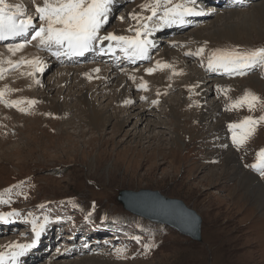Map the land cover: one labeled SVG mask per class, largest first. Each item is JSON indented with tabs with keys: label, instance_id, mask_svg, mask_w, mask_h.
<instances>
[{
	"label": "rangeland",
	"instance_id": "374dc122",
	"mask_svg": "<svg viewBox=\"0 0 264 264\" xmlns=\"http://www.w3.org/2000/svg\"><path fill=\"white\" fill-rule=\"evenodd\" d=\"M28 1L31 0H24ZM195 2L198 9L214 10L213 15L197 18L189 29L175 34L169 31V27L154 32L160 46L153 53L152 61L136 66H120L115 80L105 82L106 88L99 92L98 97L106 93V98L97 100L95 94L90 95L100 110L106 112L105 117L111 114L124 116L125 113L113 112L112 107L115 106H108L120 93L117 87L123 84L122 76L128 70L145 72L168 45L167 49L179 56L173 64L182 69V74L175 75L173 80L160 74L155 76L156 73L148 76L151 80L147 81L146 99H142L141 88L133 87L129 94L133 97L130 106L160 102V109H152L154 114L145 115L142 122H138L141 116H134L124 125L116 126L122 117L115 116L101 129L95 128L85 115L81 102V91H85L89 84L83 85L85 79L76 73H70L71 81L61 83L62 70L70 67L82 69L87 64L111 67L112 60L109 61V58H88L89 63L80 65L65 62L54 65L53 59L48 60L50 70L40 78L44 87L46 85L47 94L42 84L35 83L37 73L26 74L32 71L29 65L11 70L0 79V88L7 86L9 89L5 101H36L35 104L25 102L20 105L26 111L0 101V213L13 210L19 213L18 217H13L15 225L0 228V244L5 240L10 242L5 244V252L11 251L9 245L34 240L32 219L43 223L47 217L48 223L40 238L50 239V233L53 238L40 252L28 254L25 264H264V215L245 196L246 188L236 186L237 180H230L232 175L227 177L231 169L224 165L225 155L209 159L217 149L215 143L218 140L212 137L221 135L223 131V142L228 143V150L235 152L242 168L252 172L264 186V176L250 167L256 162L257 153L264 149V123L240 148L232 143L228 128L230 123L238 122L245 116L258 117L264 113L259 108L255 112H249L247 108L227 110L230 100L242 96L241 93L246 90L264 97V88L250 86L248 79L257 75L264 82V67H257L258 72L242 76L243 81L230 88L227 95L220 91V85L225 84L214 81L215 77L203 80V91L208 93L207 102L210 103L207 109L222 98L224 104L221 111L230 114L221 122L217 118L211 122L202 120L201 104H193L199 100V96L194 94V86L188 84L190 87H185L189 75L204 76L210 71L206 57L211 50L264 47V31L259 30L258 33L250 30L248 34L243 31L241 35L236 34L238 38L235 40H229L225 35V38L210 37L216 26L232 22L237 24L243 14L254 11L255 5L264 3V0H244L243 6L233 8L228 7L233 0H223L220 6L212 4L211 0ZM142 3L144 0H127L118 6L104 33L123 35L118 34L120 26H123L128 34L134 35L129 28H134L136 21L131 19L130 14L140 12L134 8ZM231 11H238L239 14L229 18ZM121 16L123 20L119 19ZM256 26L261 29L264 24L260 22ZM182 36L189 40L179 45L174 39ZM199 38L207 43L203 62L200 57L186 55L188 51L203 46ZM24 57L31 59L30 56ZM23 70L25 72H21ZM166 70L172 74L170 69ZM26 80H32L35 87ZM89 80L92 83L97 79ZM140 83L137 77L132 84ZM166 83H169V91L165 92V101L162 102V98H158L165 93L160 88H165ZM54 100L61 103L63 112L54 110ZM177 103L184 106L181 121L175 118L173 112H177L176 109L172 111ZM203 105L206 108L205 98ZM115 109L120 111L121 107ZM160 119L165 122L160 123ZM148 122L153 133L147 132ZM214 129L218 131L210 133ZM178 133L182 146L173 143L174 134ZM154 134L162 136L152 138ZM121 190L160 191L169 198L182 200L202 218V241L127 211L118 201ZM88 218L96 221L90 222ZM96 225L105 226L101 234H98L100 230H92ZM108 229L113 231L108 233ZM81 230H91L88 232L96 238L84 239L83 232L79 235L75 233ZM117 249L127 251L118 255Z\"/></svg>",
	"mask_w": 264,
	"mask_h": 264
},
{
	"label": "snow or ice",
	"instance_id": "6c2138e0",
	"mask_svg": "<svg viewBox=\"0 0 264 264\" xmlns=\"http://www.w3.org/2000/svg\"><path fill=\"white\" fill-rule=\"evenodd\" d=\"M117 0H42L35 3V15L27 14V8L21 3H10L9 0H0V41L10 38H22L20 42L8 43L7 51L11 55L4 59L0 57V79L11 70L18 69L23 65L32 68L27 75H35L43 72L42 61L39 57L31 59L21 57L13 60L12 55L22 52L33 41L44 50L55 49L54 55L60 56H83L89 51L115 54L117 51L124 58L135 63L136 60L150 59L149 49L154 42L149 37L156 31L171 27L172 25H186L191 21L189 17L200 15L195 0H144L140 5V12L130 14L131 19L136 21L134 28L129 31L134 35H116L113 32L101 34L102 29L109 23ZM149 13L144 15V13ZM119 19L123 20L121 16ZM105 42L107 45L105 46ZM99 45V47H97ZM206 45L195 51H188L186 55L205 59ZM207 67L210 71H223L229 75H245L247 71L256 67H264V47L254 49H242L239 47L215 48L206 57ZM5 64L7 67H5ZM170 69L173 75L182 74L177 72L172 64L157 61L155 67L147 68L149 74L157 70ZM94 71L99 72V69ZM135 80L136 77L132 76ZM39 83V80L36 81ZM138 88L147 90V81L141 78ZM8 87L0 88V101L8 103V106H16L20 111H26L20 107L23 103L35 104V100L5 101ZM225 95L227 90L220 89ZM146 99V97H142ZM132 101H125L131 103ZM157 103V101H153ZM247 108L249 112H255L257 108L264 113V97L246 90L245 93L231 99L227 110ZM264 123V114L254 117L248 115L238 122L228 125L231 131L232 143L240 148L244 146L255 134L259 125ZM250 167L256 169L264 176V149L257 153V160ZM8 203V201H4ZM16 210L0 213V221L8 222L13 217H18ZM35 239L30 243H15L9 245L11 251L0 252V264H20V258L34 248L39 241L42 232L48 223L47 217L43 223H38L35 218L31 221ZM126 249H117L118 255L125 253Z\"/></svg>",
	"mask_w": 264,
	"mask_h": 264
},
{
	"label": "bare ground",
	"instance_id": "6f19581e",
	"mask_svg": "<svg viewBox=\"0 0 264 264\" xmlns=\"http://www.w3.org/2000/svg\"><path fill=\"white\" fill-rule=\"evenodd\" d=\"M211 2L213 4H215V5H222L223 4V0H211ZM11 3H21V4H23V5L26 6V8H27V14H29V15H35V7H34V5H35V3H42V0H31V1H28V3L24 2V0H22L21 2H20V0H12ZM118 4H120L119 0H117V3L115 5V7H117ZM234 5H236V6L240 5V0H237V2H235ZM241 6H242V3H241ZM28 7H30V9H28ZM134 10H137V11L140 10L141 11V8L138 5V6H136L134 8ZM205 13H206L205 10L201 11V14L197 18H200L202 16H205V17L207 16L208 17L210 15V13L213 14V11H208V14H205ZM145 14H149V13L145 12ZM229 14H230V16H228V17L229 18H233V17H236V14H239V12L238 11H231ZM188 19H190V17ZM237 21H239V20H237ZM237 21H235V22H237ZM260 22H261V24H264V3H262V4H260V3L256 4L254 11L243 14V17H242L241 21L240 22H237V24H235L234 22H232V24H226V23H224L225 26H224L223 23H222L223 24L222 26L221 25L219 27L216 26V28L213 31L214 34L213 35L211 34L210 37H218L219 38L220 36L225 35L226 37H229V40H231L230 38H232V39L234 38L233 40H235V38H238L236 36V34L237 35H241L243 31H245V34H248V31H250V30L256 31V32L259 30V32H263L264 31V27H261V29H259L256 26ZM192 24H193V22L192 23L191 22L188 23L187 24V27L191 26ZM122 27L123 26H120V28L118 30V33L126 34L127 33V28H122ZM172 28L175 29V31H176V28H181V25H174V27H172ZM101 34H103V33L101 32ZM208 37H209V35H208ZM18 39H22V38L17 37V38L14 39V41L15 40H18ZM10 40H13V39L10 38L7 41H3V42L0 41V43H10ZM188 40H189V38H184V36L177 37L176 39H174V41L176 43H179V45L184 44V43H187ZM199 40H200L199 43H201V42L204 43L203 46H205V44H207L206 42L203 41V39L199 38ZM244 40H246V39H244ZM32 44H33V47L25 48L22 52L16 53L15 55H12L11 58L13 60H18V59H20L21 57H24V56H30V58H32L34 54H38L39 53V51H37V50H42V51L44 50V49H42V48H40L38 46V43L36 41H33ZM97 47H99V45ZM167 47H168V45H167ZM167 47L161 53H159L157 55L155 63L153 65H151L150 67H155L157 61L167 62L169 64H172L175 67V69L177 70V72H179L182 69L179 68L178 65L173 64L174 61H176L179 58V56L175 52L169 51L167 49ZM156 48H157V45L154 42V46L151 47L152 52ZM54 52L55 51H53L51 53V56L54 57V59L56 60L55 61L56 63H59V60H58L57 56L54 55ZM91 52L93 53L94 51H91ZM150 52L151 51H149V56L151 55ZM97 54L98 55H101V56L114 55V54H111V53H109V54L101 53L99 51H97ZM10 55L11 54L8 53L7 48L1 45L0 46V56L2 58H4V59H7ZM79 57L84 58L82 56H79ZM39 58H40V60L42 61V64H43L45 62L44 61L45 55L43 54ZM146 60H148V59H146ZM146 60H137L135 63H130V66L136 65L138 63H142V62H144ZM117 65L118 64H114V66L109 67V66H104L103 64H91V65L90 64H87V65H84L85 67H83L82 69H81V67H77V68L76 67H70V68H67L66 71L65 70L63 71L62 70V72L60 73V75H63V77H61V83L62 84L63 83L66 84L67 82L71 81L72 80V75L74 73L81 75L82 76L81 78L85 79V82H84L83 85L89 84V86H87V88H86L85 91H83V92L81 91V93H82V96H81L82 108H83V111L86 112L85 115L91 121V124H93L94 127L95 128H98V129H101L102 127H104L108 122H110V120L112 118H115V116L116 117H120V118L122 117L120 121L119 120L117 121L116 126H118L120 124L121 125H124L125 123L128 122V120H131V118L134 117V116H141L140 118H142L145 115L154 114V112L152 113V109L159 108V106H160V102L159 103L158 102L157 103L151 102V104H148V105H145L142 102V104H140L138 106L137 105L130 106L129 105L130 103H125V101H133V97L131 95H129V94H131L130 92L134 88H137L138 87V85H133L132 84L133 83V79H131L132 76H135L136 78L139 77L140 80H141V78H143L144 81L151 80V79H149L150 77H148V76H151V74H149L148 72H147L148 76H146L145 75L146 72H143V71L135 72V71H132V70H128L126 73H124V76H122L123 84L121 86L117 87V89L120 91L119 95L116 96V97H114L115 101L112 100L113 102L111 101L112 103L110 102L108 104L109 107H111V106H115V108L117 106L118 107H121V110L120 111H118V110H116L115 108L112 107L113 112H122V113H125V115L124 116H122V115L119 116V114H117V115L114 116V114H111V115H108V116L105 117L104 114L106 112H104L103 110H100V108L98 107L97 103H95V101H93V99L90 97V95L91 94H95L97 100H101L102 98H106V96H105L106 93L103 94V95H100L99 97H98V95H99V92H103V90L106 88L105 86H107V85H106L105 82L114 81L115 80L114 78H116V76H118V73H117L118 67H116ZM95 69H99V72L94 71ZM49 70H50V68L47 69L46 71H44V74L47 73ZM21 72H25V71L23 70ZM155 72H156L155 76L160 74L165 79L172 78L170 80H173L174 79V76H175L173 74H169V72H167V70H165V71H163V70L162 71L161 70H157ZM254 72H258V71H254ZM70 73H72L71 76H70ZM217 73L218 72L216 71L214 74H210V75H214V76L217 77L216 82H218V83L219 82L224 83L225 85H220V88L227 90V92L229 91L230 88L231 89L235 88L234 85H236L240 80H242V78H236V79L219 78V76L224 75V73H219V74H217ZM14 77H16V76H14ZM50 77L53 78V76H50ZM40 78L41 77L39 75L36 76V78H34L35 79V83H37L36 81L39 80V84H42V87H44V85L41 82V79ZM90 78H96L97 80L95 82H92L91 83V81L89 80ZM205 79H207L206 74L204 76H203V74H199V75L192 74V75H189V79H187V82L188 83L185 85V87H190L189 85L194 86V88H195L194 94H197L199 96V100L194 101L193 104H196L197 102L201 104V112H203V113L200 115V118L202 120H204V121H207V120L209 121L210 120V122H211V121H213V120H215L217 118L218 119V122H221L222 121V118L229 117L230 114L221 111V107L224 104L222 102V100H223L222 98L219 99V100H217L216 102H214L212 104V106L209 109H207V107H209V104H210L209 102H207L208 93H206L205 91H203V87H202L203 80L205 81ZM248 79H250L249 80L250 86H257L259 88L261 87L262 89L264 88V82H262L257 77V75H251V76H249ZM25 82L32 83V86L35 87V85L32 82V80H26ZM101 83H102V85H101ZM171 83L172 82H170V84ZM60 84H58V85H60ZM28 85H30V84H28ZM216 85H217V83H216ZM102 86H103V88H102ZM167 86H169V83L166 85L165 88H163V87L160 86L161 87V88L159 87L160 88V91H162L163 93L168 92L169 91V88H167ZM182 87H184V85ZM184 89H186V88H184ZM46 90H47V88H46V85H45L44 92H46V94H47V91ZM143 92H142V97H146L147 98L148 95L146 94L145 91H143ZM166 94L167 93H165L164 95L159 96L158 99L162 98V102L165 101L164 100V97H165ZM114 95H116V94L114 93ZM241 95H243V93H241ZM108 98H110V97H108ZM204 98H205V101H206V108L203 105V99ZM136 99H137V97H136ZM53 102H54V110L57 111V112H63V108L61 107V103H59V102L57 103V101H55V100ZM177 107H179L181 110L180 109H177ZM177 107H174L172 109V111H175V109H176L177 112H173V113H175V118L177 119V121H181L182 120V114H183V111L182 110L184 109V106L181 103H180V105H179V103H177ZM126 112H128V113H126ZM141 120H143V118L140 119V120H138V122H142ZM159 121H160V123L165 122V121H161V119ZM207 122H205V124H207ZM149 123L150 122L147 123V127H148L147 132L150 131V132L153 133L154 130L152 129V127L149 128L150 127ZM163 125L157 124L156 126H163ZM175 126H178V125L175 124ZM222 129L223 128H221V130ZM216 131H218V130L217 129H214L210 133L214 134ZM161 136H155V134H154V136H152V138H160ZM174 136H175V139H174L173 143L182 146L183 145V142L181 141V139L179 137L180 136L179 133L178 134H174ZM222 136H223V131H221V135L219 134L216 137H214V136L212 137V138H216V140H218L215 143V146H217V149L215 151H213V153L211 154L212 156H210L209 159L213 160L215 158L217 159L218 157H220L222 155H225L224 156L225 157V159H224L225 160L224 161V165L226 166L227 169H231V173H227L226 174L227 177L229 175H232V177H231L230 180H233V179L234 180H237L236 186H238V187L240 186V187L246 188V195L245 196L248 197V198H250L252 200V202H251L252 205L255 208H258L259 210H261L262 214L264 215V186H263L262 181L260 179H257L256 176L252 172H248L246 169H243L242 168V166L240 165V163H241L240 160L235 155V152H232V151L228 150V148H229L228 147V143L223 142V138L224 137H222ZM148 138H149V136H148ZM158 148H160V147H158ZM229 165H230V167H229ZM213 176H215L216 178H218V176H216V175H213ZM212 179H213V177H212ZM8 222H12L11 225H13L15 223L12 218ZM4 223H7V222H2L1 224H4ZM165 225H167V224H165ZM167 226H169V225H167ZM98 230H100V232H102V229L101 228L98 229ZM60 231H61V229H60ZM81 231H78V232H75V233H77L79 235L81 233ZM84 234L86 236H88L89 239H91V238L92 239H95L96 238V236L94 234L91 236V233L90 232H84ZM98 234H101V233L98 232ZM49 237H51V238L50 239L48 238V239H45V240H41L40 241V244H41L40 249L41 250L44 249L45 246L48 243L51 242V239L53 238L52 237V233H50ZM5 241H7V240H5ZM5 241H3V242H5ZM2 243L0 244V246L2 245ZM49 246H50V244H49ZM0 252H3V250H2L1 247H0ZM37 252H39V251H37ZM24 262H25V260H22L20 262V264H24Z\"/></svg>",
	"mask_w": 264,
	"mask_h": 264
},
{
	"label": "water",
	"instance_id": "95a60500",
	"mask_svg": "<svg viewBox=\"0 0 264 264\" xmlns=\"http://www.w3.org/2000/svg\"><path fill=\"white\" fill-rule=\"evenodd\" d=\"M118 201L133 213L159 224H167L196 241H202V218L182 200L169 198L160 191L121 190Z\"/></svg>",
	"mask_w": 264,
	"mask_h": 264
},
{
	"label": "trees",
	"instance_id": "16d2710c",
	"mask_svg": "<svg viewBox=\"0 0 264 264\" xmlns=\"http://www.w3.org/2000/svg\"><path fill=\"white\" fill-rule=\"evenodd\" d=\"M90 222H93V221H96L95 219H90L89 220ZM106 222V221H105ZM106 224H108L107 222H106ZM108 226H110L109 224H108Z\"/></svg>",
	"mask_w": 264,
	"mask_h": 264
}]
</instances>
